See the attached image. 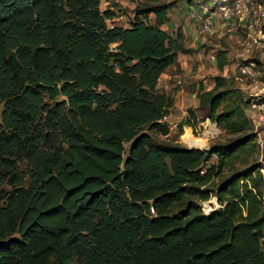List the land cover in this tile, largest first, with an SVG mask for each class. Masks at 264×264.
Here are the masks:
<instances>
[{
	"label": "trees",
	"instance_id": "16d2710c",
	"mask_svg": "<svg viewBox=\"0 0 264 264\" xmlns=\"http://www.w3.org/2000/svg\"><path fill=\"white\" fill-rule=\"evenodd\" d=\"M100 3L0 0V264H264V155L240 89L216 76L199 96L234 137L153 142L174 103L158 90L174 1L126 25Z\"/></svg>",
	"mask_w": 264,
	"mask_h": 264
},
{
	"label": "rangeland",
	"instance_id": "374dc122",
	"mask_svg": "<svg viewBox=\"0 0 264 264\" xmlns=\"http://www.w3.org/2000/svg\"><path fill=\"white\" fill-rule=\"evenodd\" d=\"M144 1L149 3L152 1H174L173 8H170L168 12V20L162 28L174 37L178 32L177 26L179 28L183 26L188 30V34L183 33L182 37L176 38L179 43V51L173 66L169 69L172 73L168 74L166 82L161 80L158 87L160 92L167 95L172 94L174 97L171 96L175 98V106H172L173 109L170 108V110L172 109L171 117L167 120L165 118L169 125L168 133H150L151 140L155 143L178 144L183 147L204 149L216 142H222L225 138L234 137V135L225 134V131L208 117L206 109L199 105L202 87L204 90L212 89L215 85V77L221 76L226 84L240 89L243 100L247 104L244 106L246 114L252 120L257 139L260 141L258 146L260 154L264 155V112L259 108H252L247 100L248 97H251L248 94L253 78L242 76L237 72L238 65L253 63L250 68L255 74V80L264 81V48L260 47L261 42L264 43V17L259 16L260 11L258 10L260 7L264 10V0H246L253 10H257V18L248 15L242 20H233L232 24H225L215 18L211 30L207 32L202 29L201 23L191 17L193 6L187 8V0H101L100 8L114 11V23L126 24L127 20L133 16L134 7ZM204 1L206 0L202 2ZM250 22H253L252 28H248ZM191 29L196 30H193L194 34H199L198 37L202 40L198 46L193 41ZM252 30L256 31L255 35L259 34L255 40L250 33ZM209 39H212L211 43H208ZM217 54H223L222 58L226 62L223 68L219 67ZM182 89L184 91L181 96ZM212 127L216 129V135L207 136V139L200 138L205 131L210 133L209 130ZM189 137L202 142L205 140V142L202 144L197 141L199 146H192L189 143ZM127 147L128 144H125V148ZM213 161L214 157H211L208 164ZM260 161L264 166L263 157L260 158ZM200 205L204 213L218 207L215 197L202 201Z\"/></svg>",
	"mask_w": 264,
	"mask_h": 264
},
{
	"label": "built area",
	"instance_id": "2783aa9c",
	"mask_svg": "<svg viewBox=\"0 0 264 264\" xmlns=\"http://www.w3.org/2000/svg\"><path fill=\"white\" fill-rule=\"evenodd\" d=\"M190 1L195 6L190 13L191 17L201 23L202 29L206 32L211 30V25L215 18L220 19L225 24H232L233 20H242L248 15H252L255 18L258 17L257 10H253L252 6H250L246 0ZM258 10L260 11L259 16L264 17V10H262L261 7ZM252 27L253 22H250L248 28ZM251 66H253V63L249 65L240 64L237 66V72L242 76L253 78L249 85L250 93L248 94L251 97H248L247 100L252 108H259L264 112V100H262L264 97V81L255 80V74L251 70ZM163 119H165V117ZM214 131L215 132L212 134L213 136L217 133L216 129ZM256 143L259 146V139L256 140ZM260 172L264 175V166H262ZM151 212H153L152 209Z\"/></svg>",
	"mask_w": 264,
	"mask_h": 264
},
{
	"label": "crops",
	"instance_id": "0c3cea01",
	"mask_svg": "<svg viewBox=\"0 0 264 264\" xmlns=\"http://www.w3.org/2000/svg\"><path fill=\"white\" fill-rule=\"evenodd\" d=\"M186 4H187V8H189L190 6H193V7H195L193 4H192V2L191 1H189V0H187V2H186ZM123 25H126V24H123ZM178 27V31L180 32V34H181V37H182V35H183V33L184 34H188V30L187 29H185V27H183L182 26V28H179V26H177ZM245 27V26H244ZM194 29H191L190 31L192 32V34H193V41H194V43L198 46L201 42H202V40H200L199 39V37H198V35H195L194 34V31H196V30H194ZM199 32V31H198ZM255 32L256 31H254V30H252V32H250V33H252V36H253V39L255 40L256 38H258L259 36V34L258 35H255ZM243 40V39H242ZM242 40H240V42H242ZM245 40V39H244ZM208 41V43L210 42H212V39L210 40H207ZM261 41V40H260ZM262 44V46L260 45V47H262V48H264V43L263 42H261ZM255 47H259V46H255ZM223 55V54H222ZM217 56H218V54H217ZM173 66V64L172 65H170L165 71H164V73L161 75V77L159 78V82H158V87H159V84H160V82H161V80H163L164 82H166L167 81V79H166V77L168 76V74H171L172 73V71L170 70L169 71V69L171 68ZM169 77V76H168ZM166 87V86H165ZM183 89L181 90V92H180V95L183 93ZM172 95V94H171ZM173 97H174V95H172ZM182 96V95H181ZM183 98V97H182ZM173 106H175V98H174V103H173ZM172 109H173V107H172ZM172 109L170 110V113L167 115V117L165 116V118H166V120L168 119V118H170L171 117V111H172ZM165 120V119H164ZM165 120V121H166ZM198 124H201V122H198Z\"/></svg>",
	"mask_w": 264,
	"mask_h": 264
},
{
	"label": "bare ground",
	"instance_id": "6f19581e",
	"mask_svg": "<svg viewBox=\"0 0 264 264\" xmlns=\"http://www.w3.org/2000/svg\"><path fill=\"white\" fill-rule=\"evenodd\" d=\"M209 130V129H208ZM214 127H212L210 130H209V132L210 133H208L207 131H205L204 133H203V135L202 136H200V138H202V139H207V136H210V135H212L213 133H214ZM189 139V143L193 146V145H195V146H199L198 145V143H197V141H199V140H197L196 138H193V137H189L188 138ZM199 142H202V141H199ZM205 142V140L202 142V144Z\"/></svg>",
	"mask_w": 264,
	"mask_h": 264
},
{
	"label": "water",
	"instance_id": "95a60500",
	"mask_svg": "<svg viewBox=\"0 0 264 264\" xmlns=\"http://www.w3.org/2000/svg\"><path fill=\"white\" fill-rule=\"evenodd\" d=\"M187 148H197V147H187Z\"/></svg>",
	"mask_w": 264,
	"mask_h": 264
}]
</instances>
